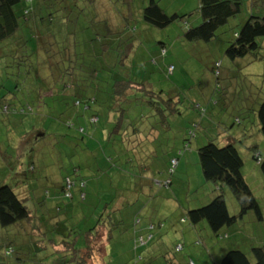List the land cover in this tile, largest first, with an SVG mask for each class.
I'll return each mask as SVG.
<instances>
[{
	"label": "rangeland",
	"instance_id": "1",
	"mask_svg": "<svg viewBox=\"0 0 264 264\" xmlns=\"http://www.w3.org/2000/svg\"><path fill=\"white\" fill-rule=\"evenodd\" d=\"M93 1L92 3L90 0H77L74 4L76 8H71L70 12H66V21H55L48 27L49 29L42 30L45 33L47 30L48 37L52 36L51 43L47 44L52 53H56L59 44L63 43L59 41H64L73 63L71 67L75 69L76 76L73 77L70 71L69 75L60 78L58 81L59 92H62L64 86L74 82L76 85L74 92L76 93L78 88V99L81 105H74L73 96H68L67 100H60L59 93H57L52 95L57 97L56 100L45 102V110L40 113L44 115L43 118L36 116V112L25 117L0 114V183L12 186L14 180H18L19 176L23 175L28 180L27 188L31 193V198L24 200L30 211L29 221L7 228L0 227V243H4L5 246L11 245L13 250L18 253L17 257L22 259L21 261L12 260L15 254L8 255L6 262L8 264H35L33 259L36 256L40 259L42 253L36 254L33 244L42 240L45 246L48 244L46 240L52 236L55 241L58 240L56 232L59 231L55 230L48 234L49 229L45 237L40 235V239L37 238L34 218L43 220L49 215V208L51 215L54 216L55 205L62 209L61 212H57L63 214L64 204L58 199L53 203L50 202L52 199L45 194V190H52L50 188L33 189L34 179L41 176L39 168H44L46 164L50 166L49 176L52 178L61 173V170H53L58 161L62 163L65 170L72 169L74 163L72 160L76 156L75 145L77 144H80V148L85 146L91 151L89 153L85 150L90 157L87 159L90 164H85L86 160L81 158V165H79L81 176L89 182L86 190V194L89 196L86 201H84L85 198L73 200L76 215L71 218L74 221L68 220L63 224L68 232L72 230L71 226L74 223L81 227V231L92 225L93 219H90V214L94 206L91 200L95 201V199L90 193L97 194L98 192L101 196L104 194L110 197L109 194L112 191H117L116 187L111 188V184H116L117 181L119 195H124L126 190L130 192L135 189L140 190L139 179L142 176L146 177V173L141 174L139 169L144 164L149 168L150 174L157 171L156 174L154 173L155 175L161 173L165 175L163 180L156 179L154 181L157 188H162L159 196L163 199L158 198L155 202L150 199L151 203L145 206L150 217H158H152L153 222L151 223H154L152 225L156 227L155 224L160 221L165 223V227L160 230L162 234L161 238H158L159 245L155 244V239L152 237L146 239L147 236L143 234V244L138 245L136 251L134 250V241L138 240L140 236H135V240L130 237V233L127 238L129 230H123L124 237L120 240L127 238L125 249L129 251L128 253L133 254L134 259V263L129 261L127 264H144V257L145 259L149 258L146 261H152L153 264H166L167 262L169 264H188L190 259L194 264H218L224 253L231 249L241 250L250 257L251 247L264 244V178L250 150L252 146L256 147L261 159L264 160V140L255 116L261 101L260 98L264 95V41L258 40L261 45L258 55L262 57L257 59L249 55L230 61L225 57L224 50L223 48L221 50V45H219L222 39L204 43L201 41L190 42L184 38L186 26L195 27L197 25L193 24V21L198 17L196 12L198 0H158L166 14L172 15L173 13L183 18L165 29L154 28L141 20V9L149 0H130L131 20L129 21L123 20V17L128 15L127 5L123 6L118 0H110V8L105 9L110 19V22H106L107 24H101L100 20L106 15L98 9L100 6H104V2L107 0ZM71 3L70 0L69 4ZM26 6V0H21L17 11L20 13ZM58 6L60 5L52 0L50 11L56 10ZM92 6H96V13L93 12ZM260 7L264 13V6L260 4ZM59 13L60 11L55 13V19L57 16L60 17ZM245 16L246 11L240 18L233 19L227 26L219 29V34L224 32L221 36H230ZM104 28L110 29V32L112 31L114 34L111 35ZM104 32H106L107 38H104ZM31 43L36 44L35 41ZM45 49L47 50V48ZM162 49L165 50V54H162ZM45 54V52H40V54L35 52L37 57H43ZM215 62L221 64L219 82L223 90L218 91L212 72ZM62 63L64 62L62 61ZM65 66L70 67L68 63ZM170 66L173 67L171 72H169ZM91 73L92 76H90ZM126 78L133 82H142L147 90L163 91L168 98L176 94L181 98V101L176 105L177 111L170 115L166 114L168 116L167 128H164L160 116L155 114L153 106L149 102L146 103L148 100L144 98L145 96L136 92L132 93L121 104V108L127 106L125 112H129L132 117L144 116L147 118L137 127L147 125L156 132L154 135H148V138L145 133H142L138 138H133L131 134L121 135L115 144L117 151L115 152L112 149V144L115 142L116 136L115 134L111 135L110 129L114 126L115 117L118 118L121 113H118L117 106L112 101H108V97L113 81ZM81 86L83 87L81 88ZM84 87L92 89V94L84 92ZM222 91L226 92L224 98H221ZM92 97L96 99V102L89 103L87 101L89 108L83 111L86 108L85 100ZM58 112L59 115H57ZM91 115H96L94 120ZM55 117L56 119H54ZM22 120L25 122L24 125L17 126ZM67 123L72 124L73 129L67 127ZM31 127L45 129L46 137L41 142L42 147L59 151V156L53 154L57 157V161H54L55 157L53 156L49 158L51 152L44 155H41L40 152L39 156H36L38 161H34L35 155L32 154L21 159L15 156L16 139L19 142V137L26 132L27 128L31 129ZM61 135L65 137H60ZM241 135H245V137L240 138ZM229 137L235 139V145L243 162L241 173L259 203L263 220L256 221L254 214L248 212L234 225L222 229L218 237L210 232L205 221H201L195 227L191 237L189 233H185V227L189 228L188 223L179 220L183 210L169 209L165 207V202L168 201L169 205L175 200L179 204L181 202L182 205L185 203L187 206L182 207L187 211L200 208L208 203L204 202L207 195H213L212 198L218 195L216 187L210 182L206 185L207 182L201 175L197 150L210 142L223 146ZM28 139L27 137L23 142L22 148L30 144ZM186 143L187 149L184 148ZM5 149L7 158H4ZM178 150H183L182 158H185L186 168H183L181 172L177 170L176 166L173 174L170 175L169 161L173 158L179 159V156L176 155ZM113 154H115V158H113ZM78 156H80V152ZM92 157L99 159L97 164ZM99 162L104 171L102 174L96 170V167H99ZM31 163L36 165L35 172H32L31 169L26 170ZM20 172L22 174H19ZM11 173L18 176L13 181L12 178L9 179ZM183 175L190 177V188L187 184L183 185ZM92 177H97L98 181L102 183L98 188L94 183L95 178ZM169 177L172 179L170 188L166 185ZM43 184L46 185V183ZM75 190H73V194ZM155 190L157 191V189ZM102 191L106 192L102 193ZM126 194L132 197L131 193ZM145 197L140 194L138 204L135 207L126 206L122 215L141 219L140 217L146 214V210L144 212H138V210L149 199L146 200ZM223 197L229 214L238 215L239 205L230 191L223 189ZM66 200L69 199L66 198ZM156 202L162 204L160 209H157ZM42 203H45V206H42ZM129 224L123 220L124 228H128ZM155 230L157 231L159 228L156 227ZM77 234L74 229L71 236L66 234L64 237L69 241L74 239ZM183 236L184 238H182ZM100 239L102 236L98 238V242ZM81 241V237H78L79 245H81ZM177 243L183 244L182 251L175 250ZM153 247L157 249L153 250ZM28 250L32 251L34 257H31V252L26 253ZM137 257L139 259H136ZM122 260V257L114 256L112 263L125 264V262L121 263ZM43 264H52L51 258L44 260Z\"/></svg>",
	"mask_w": 264,
	"mask_h": 264
},
{
	"label": "trees",
	"instance_id": "2",
	"mask_svg": "<svg viewBox=\"0 0 264 264\" xmlns=\"http://www.w3.org/2000/svg\"><path fill=\"white\" fill-rule=\"evenodd\" d=\"M51 1L52 0H26L27 6L19 13L17 11V6L20 4L21 0H0V114L2 115H13L12 117H14V115H20L25 117L29 114H33L39 107L44 108L46 106L43 102L56 100L57 97L52 95L57 93H59L60 100H67L68 96H73L72 100L74 105H81L78 99V88L76 93L74 92L76 86L74 82L64 86L62 92H59L60 87L58 86V81L60 78L69 75L70 71L73 77L76 76L75 69L71 67L73 63L71 62V56L68 54L64 41H59L63 43L59 44L56 53H52L49 51L50 48L47 47V44L52 41V36L48 37L47 30L46 33L42 31L50 27L55 21L64 22L67 18L65 17L66 12H70L71 8H76L74 4L77 0H71V4H69L70 0H53L60 6H58L56 10L50 11ZM90 1L92 3L94 2L93 0ZM106 2H104V6L98 8L106 15L100 20L101 24L110 22L106 10L110 8L111 1L107 0ZM118 2H121L123 6L127 5L128 15L123 17V20H131V15L129 13L131 8L130 0H118ZM98 3H96V5H98ZM260 4L264 6V1L198 0L196 12L198 13L199 23L195 27L186 26L184 38L190 42L201 41L204 43L222 39L219 45H221V50L223 48L225 57L230 61L245 58L249 55L258 59L262 57L258 55L261 49L258 40L262 39L264 41V13L262 12ZM93 8V12H95L97 9L96 6ZM58 11H60V17L57 16V19H55V13ZM244 11H246V16L241 19L240 25H237L236 30H233L228 37H225V35L221 36L224 32L219 34V29L227 26L233 19L240 18ZM182 19L183 18L177 14H166L159 6L158 2L154 0H149L141 10V20L157 29H165ZM104 30H108V33L110 32V29L104 28ZM110 33L111 35L114 34L112 31ZM107 37L106 32H104V38ZM32 41H35L37 46L36 44H32ZM46 41L48 42L46 43ZM45 48H47V50ZM163 51L162 49V54L165 53V51L164 53ZM35 52L38 54H40V52H45L46 54L43 57H37ZM62 61L64 63H62ZM66 63L69 64V68L65 66ZM220 67V62H215L212 68L217 91L223 90L219 82L221 76ZM92 75L91 73L90 76ZM85 86L88 87L86 84ZM82 87L83 86H81V88ZM225 89L228 90V88ZM91 90L85 87L83 89V91L89 95L92 94L93 90ZM128 92H136L144 95V98L148 100L146 103L149 102L153 106L155 114L160 116V120L164 125H167L168 116L166 114L170 115L177 111L176 105H178L179 101L176 96L168 98L162 91L154 92L149 89L147 90L142 82H133L131 79L126 78L113 81L111 93L108 97V101H112V103L117 106L118 113H121L117 121L119 119L121 120L124 116L125 111L121 108V104L127 100ZM221 95V98H224L226 92L224 93L222 91ZM260 99L261 101L258 104L255 116L264 140V95ZM87 101H89V103L91 101L96 102V99L93 97L87 98L84 103L86 108L83 111L89 108L87 106ZM41 110H45V108ZM57 115H59V113H57ZM95 116L96 115H91L92 118H95ZM56 117L54 119H56ZM120 120L117 122V125L114 124L115 129L120 124ZM66 126L73 129L72 124L67 123ZM43 131V128H34L26 132L25 135H33ZM244 137L245 135L240 136V138ZM236 141L238 140L236 139ZM184 148H188L187 143ZM250 150L264 178V160L261 159L256 147L252 146ZM182 154L183 150H178L176 155L181 157ZM197 155L203 179L207 183H212L219 193L204 206L187 210L181 221L193 227L197 226L199 222L205 221L210 232L216 237L220 236L219 233L222 229L234 225L248 212H252L255 216V220L261 222L263 216L259 203L252 194L241 173L243 162L235 145V139L229 137L228 141L223 146H218L210 142L199 148L197 150ZM173 160L176 161V166L178 163V158H173L169 161L170 175L173 174L176 168V166L175 168L172 166L171 162ZM170 170H172V172H170ZM75 177H77L76 172H73V174L63 179L61 187L63 198L71 199L75 187H78L80 190L85 187L84 182L77 181ZM68 184L70 187L67 190ZM166 185L170 187V180ZM161 186L163 187V185ZM223 189L229 190L235 197L239 205L238 215L229 214L223 197ZM82 196H84V194H82ZM110 217V213L104 211L93 227L88 228L84 232L76 231L78 234L74 239L69 241H67L64 236H66V234L71 236L72 233H74V229L68 232L67 230H61V227L56 224L47 226V229H43L42 232H39V229L35 228V230L39 232V234L37 233L38 239H40V235L45 237L48 229V234L55 232V230L59 232H56L58 237L57 241H55L52 236L50 239L46 240L48 244L45 246L42 240L33 244L36 249L35 253H42L40 259L37 256L33 259L34 263L43 264L44 260L51 258L52 264H91L90 262L95 254L100 252L101 246L109 244L112 239L115 228H108L109 225L113 226ZM29 219L30 211L24 201L19 198L13 187L6 183H0V227L7 228L19 225L29 221ZM133 220L135 225L140 223L139 218H134ZM146 229V239H150L156 227L149 224ZM104 230L105 234H103V236L102 233ZM101 235L102 239L98 242V238L101 237ZM78 237L82 239L81 245L77 242ZM142 238H144L143 235H140L138 240H136L135 237V251L138 249V245L143 244ZM182 248V245L179 244L175 247V250L181 251ZM27 252H31V257H34L31 250L26 251V253ZM14 254L15 257H13L12 260H22L17 257L18 253L13 250L11 245L5 246L4 243H0V264H8L6 262L7 256H12ZM250 254L249 257L241 250L231 249L224 253L218 264H264V244L251 247ZM136 259L139 258L137 257ZM188 264H194V262L190 259Z\"/></svg>",
	"mask_w": 264,
	"mask_h": 264
},
{
	"label": "crops",
	"instance_id": "3",
	"mask_svg": "<svg viewBox=\"0 0 264 264\" xmlns=\"http://www.w3.org/2000/svg\"><path fill=\"white\" fill-rule=\"evenodd\" d=\"M154 1L158 2V0H154ZM159 6L161 7L160 4H159ZM162 9L166 13L165 9L164 8H162ZM198 23H199V18L197 17V19L195 21H193V24H198ZM190 26L191 25H189V27ZM132 93L133 92H128L127 93L128 94L127 97L129 98ZM175 96L178 98V101L180 102L181 98H179L176 94L173 97H175ZM43 103L45 104V102H43ZM125 107H127V106H125ZM125 107L123 108L124 111H125ZM40 108L41 107L36 109V113H37L36 116H38L40 118H43L44 115L40 114V113H42L44 111V110H41V109H44L45 107L41 108V109ZM115 119H116L115 122H114V120H112V121L114 122V124L117 125V122L120 119L118 121H117V117H115ZM24 120L19 121L17 126L24 125V123H25ZM144 120L145 121L147 120V118H145L144 116H142V117H132V116L129 115V112H127V111L124 112V116L120 120V124L117 126V128L115 129V125H114L110 129L111 135L115 134V136H116V139H114L115 142L112 144V149L115 152H117L116 149H115V144L118 141V137L121 136V135L127 136V134H131L133 138H138L139 136L142 135V133H145L147 138H148V135H150V134L154 135L156 130H154L152 127H147V125H142L140 127H137L138 124L139 123H143ZM78 124H80V123H78ZM162 125H163L164 128H167L166 125H164V124H162ZM31 129H34V127L33 128L31 127ZM31 129L27 128L26 132H28ZM114 129H115V131H114ZM43 130H44L43 132H37L36 134H33V135L32 134L25 135V133H26L25 132L23 135H21V137H19L20 138L19 142H18V139H16L17 140V144H16V147H15V156L18 159L26 158V157H28V156H30L32 154V155H35L34 156V161H38L37 157L39 156L40 152H41V155L48 154L49 152H51L52 154H49V158L52 157V156L55 157L54 155H58V156L60 155V152L57 151V150L49 149V147H48V149H45V148L42 147V143L41 142H43V140L46 137V131H45V129H43ZM75 130H76V132H78L77 129H75ZM164 131L166 132L167 130H164ZM27 137L29 138L28 142L30 144L27 145V147L22 148L23 142L27 139ZM60 137H65V136L61 135ZM81 140L83 141L82 138H81ZM75 149H77V152H76L75 159L72 160L74 162L72 169L65 170L63 168L64 166L62 165V163H60L58 161L56 163V165L53 167V170H55V169H56L55 171L61 170L62 174L60 173L59 175L53 176V178H52V177L49 176L50 175V171H49L50 166H47V164H46L44 168H42V167L39 168L40 175H41L39 178L41 180L38 177H36V179H34L35 186L33 187V189L36 188V189L40 190V188H44V187L50 188L52 190H49V189L45 190V194H47V197L52 199V201H50V202L53 203L54 200L58 199V200H61L63 202V204H64V206H63L64 207V213L63 214L58 213V212H61L62 209H60V207L58 208V206L55 205V209H54L55 215L54 216L51 215V209L49 208L48 209L49 215H47V217H45L43 220L40 221V220L34 218V221L36 223L35 224V228L39 229V232H41L43 229H47V226H51V225H55V224L60 226L61 230H67V228L64 227L63 224L65 222H67L68 220H73L74 221V219H72L71 217H74L76 215V213L74 211V206L75 205L73 204V200L75 198H78L79 200H83L85 198L84 201H86L87 197L89 196V195L86 194V190L88 188L89 182H87L83 178V176H81V169H80L79 165H81V158H83V160H86L85 164H88V165L90 164V161L88 162L87 159H90V157H88V152L91 153V151L88 149V147H85V146L80 148V144L75 145ZM59 150H61L60 147H59ZM85 150L88 151V152H86ZM79 152H80V156H78ZM4 153H5L4 158H7L6 157V149L4 150ZM56 158L57 157H55L54 161H57ZM113 158H115V154H113ZM92 159L95 160L94 162L96 164L99 161V159L97 157H92ZM126 162H128V161H126ZM183 168H186V162H185V158H182V156H181L178 159L177 170H180L182 172ZM30 169H31L32 172H35L36 165L34 163H31L30 167L27 168L26 170L29 171ZM73 170H76V171H73ZM96 170L98 171L99 174H102L104 172L102 170V168H101L100 162H99V167L98 168L96 167ZM139 171L141 172V174L146 173V177L141 175L142 178L139 179V182H140V185H141V188H140L141 191L137 190V189L133 190L132 192L126 190L127 192H125L124 195H119V193H118L119 183L117 181L116 184H111V188L116 187L117 191H115V192L112 191L109 194V195H111L110 197H108V195H104V194H103V196H101L98 192H97L98 195L95 192L90 193V195H92L94 197L96 202L90 199L91 202H92V205L94 206L93 211L90 214V219H93L92 220L93 223L91 222L92 225L90 227H88V228H91V227H93L96 224V222L99 220V216L104 211L109 212L110 215H111L110 219H111V224H113V226L109 225L108 228H113V229L115 228V231L112 234V239H111L110 243L107 244V245L101 246L102 247L101 248L102 252L100 250V252L98 254H95V256L93 257V259L90 262L91 264H113L112 263V258L114 256L115 257L116 256L122 257L123 260L121 261V263L125 262V264H127V262H129V261L134 263L133 254L128 253L129 251L127 249H125V246L127 244V238L129 237L130 233H131L130 237L133 238V239L137 235L140 236V235L145 234L147 232V229H146L147 225L154 224V223H151V222H153V218L152 217H155V216L150 217V215L147 212L145 206L149 205L151 203L150 199L152 200V202L157 201L156 199H158V198L163 199V198H161L159 196V194H160L159 192L162 191V188L161 189L157 188L155 186V184H154V181L156 179H162L163 180V178L165 177V175H163L162 173L161 174L157 173L159 175H155L157 171H154L155 174L154 173L150 174L149 173L150 172L149 168L146 165H144V164L141 165V168L139 169ZM73 172L74 173L76 172V176L77 177H75V179L77 181H83L85 187L83 189H81V190L78 187H75L76 190H75L74 194L72 193L71 199L66 200L65 198L62 197L61 187H62L63 179L65 177L69 176L70 174H73ZM19 174H22V173L20 172ZM180 176H182V175H180ZM15 177L17 178L18 176H15L14 174L11 173L9 179L12 178V181H13L15 179ZM92 178L93 179L95 178V181H97V182L94 181V183H95V186L98 188V186L100 184H102V183L98 181L97 177H92ZM182 178L184 180V181H182L183 185L187 184V186L190 188V184H191L190 183V177L189 176L186 177L185 175H183ZM168 179L170 180V183L172 184L171 177H169ZM42 182L46 183V185H44ZM160 182H162V181H160ZM13 183L14 184L12 185V187L15 190V192L17 193V195L19 196L20 199H22L24 201V200H29L31 198V193L28 191L29 188H27L28 184H29L27 178L23 177V175L19 176L18 180H16V181L14 180ZM206 185H208V183ZM170 187H171V185H170ZM205 187H208V186H205ZM134 188H136V187L134 186ZM84 189H85V191H84ZM155 189H157L158 192ZM158 189H160V190H158ZM105 192L106 191H102V193H105ZM142 192H144V193H142ZM126 193H131L132 197H130ZM82 194H84V196H82ZM135 194H137L136 197H134ZM140 194H141L142 197L146 196L145 197L146 200H147V198H149V199L138 210V212H140V211L144 212L146 210V214H144L142 217H140L141 218L140 219V223L135 225L133 223V221H134L133 219L135 218L134 216H133V218H132V216L130 217L128 215L123 216L122 213H124V211L126 210L127 207H135L138 204ZM212 196L213 195H211V194L207 195V197H206L204 202H209V200H211ZM82 197H83V199H82ZM167 202H165V205H166V206L164 205L165 207H168L169 209L172 208L175 211L177 209H182L183 210V214L179 218V220H182V218L184 217L185 212H186L184 207H182V206H187V205H185V203H184V205H182L181 202L179 204V203L176 202V200H175V202L174 201L170 202L171 205L167 204ZM45 203L44 204L42 203V206H45ZM155 204H157V206H156L157 209L161 208L162 204L160 202H156ZM98 212H99V215H98ZM155 218H158V217L156 216ZM123 220H125L126 222L130 223L128 228H124L123 227ZM175 220L177 221L176 218H175ZM54 222H55V224H54ZM155 225H157L156 227H158L159 230H157V231L155 230V233L152 235V238L155 239V242H156L155 244L159 245L158 243L160 242V240L158 238H161V234H162V233H160V230L165 227V223H162V222L159 221V223L155 224ZM116 226H117V228H116ZM71 227H72V229H76L77 232H84L85 230L88 229V228H86L84 231H81L82 230L81 227L78 224H76V223H74ZM188 227L189 228H187V226L185 227V229H186L185 233L187 232V234L189 233V236H191V235L193 236V234H194L193 231L195 230L196 226L193 227V226L189 225ZM123 230H129V232L127 233V236H126L127 238L125 240H120V238L124 237L123 236V232H124ZM39 232L37 231L38 234H39ZM103 234H105V230L102 233V235ZM182 238H184V236ZM195 244H197V242H195ZM151 245H154V244H151ZM177 245H179V243H177L176 246ZM181 245L183 247V244H181ZM156 249H157L156 247H153V250H156ZM183 249H184V247L182 248V250ZM144 251H145V249H144ZM100 254H102V255H100ZM153 256L157 257L155 255H153ZM148 259L149 258L145 259V257H144L143 263L144 264H153L152 261H149V262L146 261ZM166 264H168V262Z\"/></svg>",
	"mask_w": 264,
	"mask_h": 264
},
{
	"label": "built area",
	"instance_id": "4",
	"mask_svg": "<svg viewBox=\"0 0 264 264\" xmlns=\"http://www.w3.org/2000/svg\"><path fill=\"white\" fill-rule=\"evenodd\" d=\"M163 53H164V51H163ZM172 70H173V67L170 66V68H169V72H171ZM92 119L94 120L95 118H92ZM171 163H172L173 168H175V166H176V161L173 160ZM170 172H172V170H170ZM167 183H168V182H167ZM69 187H70V185L68 184V185H67V190L69 189Z\"/></svg>",
	"mask_w": 264,
	"mask_h": 264
}]
</instances>
